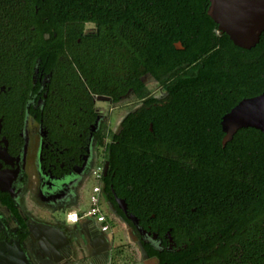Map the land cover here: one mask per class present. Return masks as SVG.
I'll use <instances>...</instances> for the list:
<instances>
[{
  "label": "flooded vegetation",
  "instance_id": "1",
  "mask_svg": "<svg viewBox=\"0 0 264 264\" xmlns=\"http://www.w3.org/2000/svg\"><path fill=\"white\" fill-rule=\"evenodd\" d=\"M122 16L114 0H0V264H113L115 247L94 219L69 225L47 217L81 211L92 188L90 206L96 186L102 210L142 261L264 264V177L244 171L240 152L226 153V171L198 182L192 158L175 155L172 198L157 189L153 158L118 156L127 152L116 139L126 117L179 111L181 85L127 51ZM195 75L194 107L212 87ZM164 210L171 223L148 214ZM50 225L66 238L50 243Z\"/></svg>",
  "mask_w": 264,
  "mask_h": 264
},
{
  "label": "trees",
  "instance_id": "2",
  "mask_svg": "<svg viewBox=\"0 0 264 264\" xmlns=\"http://www.w3.org/2000/svg\"><path fill=\"white\" fill-rule=\"evenodd\" d=\"M209 6L210 0H114V11L125 14L122 20L127 18V51L136 52L133 58L137 61L151 60L158 67V76H178L181 82L179 111L133 113L126 117L124 130L116 137L127 152L129 146L143 150L118 156L143 158L145 162L154 159L152 171L160 174L157 189L167 192L169 198L175 155L184 163L192 158L191 171L196 182L198 176L204 177L209 171H226L224 156L233 150L242 154L244 171L258 172L264 177L263 133L253 128L241 129L224 150L221 125L222 118L242 100L264 92V33L255 48H239L226 34H218V25L208 15ZM178 43L183 51L177 49ZM184 69L187 72H182ZM194 75L200 81L210 77L206 85L212 86L208 95L204 88V99L195 107L188 96V78ZM219 78H223L221 82ZM239 89L242 93L236 96ZM151 124L154 133L149 130ZM133 141L146 143L139 145ZM148 214L171 223V210ZM153 230L158 232L157 228ZM147 254L157 255L149 249Z\"/></svg>",
  "mask_w": 264,
  "mask_h": 264
},
{
  "label": "water",
  "instance_id": "3",
  "mask_svg": "<svg viewBox=\"0 0 264 264\" xmlns=\"http://www.w3.org/2000/svg\"><path fill=\"white\" fill-rule=\"evenodd\" d=\"M208 15L218 25L219 32L226 34L235 46L251 50L260 43L264 33V0H210ZM176 46L180 50L183 49L181 43ZM241 109L246 110L249 116L232 124L231 127H226L229 118ZM221 125L225 134L224 146L232 141L241 129L253 128L264 135V92L259 96L242 100L222 118ZM46 227L48 231L45 236L50 243L53 244L59 237L66 238L63 229L51 225ZM108 239L107 236L102 237L106 242Z\"/></svg>",
  "mask_w": 264,
  "mask_h": 264
},
{
  "label": "rangeland",
  "instance_id": "4",
  "mask_svg": "<svg viewBox=\"0 0 264 264\" xmlns=\"http://www.w3.org/2000/svg\"><path fill=\"white\" fill-rule=\"evenodd\" d=\"M123 112L124 111H120L121 114ZM91 189L92 188H89L87 190L88 193L86 192L84 196L85 204L79 208L82 212L89 209V191H91ZM47 217L52 221H66V213L62 211H57L54 214L48 215ZM108 219L111 225V231L108 233V237L115 247L113 264H153V262L150 261H142V257L140 256L137 246L132 242V240H129L128 235L126 240L125 232L121 225L112 218Z\"/></svg>",
  "mask_w": 264,
  "mask_h": 264
},
{
  "label": "built area",
  "instance_id": "5",
  "mask_svg": "<svg viewBox=\"0 0 264 264\" xmlns=\"http://www.w3.org/2000/svg\"><path fill=\"white\" fill-rule=\"evenodd\" d=\"M100 177V171L99 175L97 174V178ZM100 187L96 186L92 190V194L90 197V206L87 211H77V210H70L66 212V223L69 225H75L78 224L81 221H84L86 219H94L95 223L99 226L101 232L108 234L111 231V225L109 223V219L107 215L104 213V211L101 208L100 204Z\"/></svg>",
  "mask_w": 264,
  "mask_h": 264
},
{
  "label": "snow or ice",
  "instance_id": "6",
  "mask_svg": "<svg viewBox=\"0 0 264 264\" xmlns=\"http://www.w3.org/2000/svg\"><path fill=\"white\" fill-rule=\"evenodd\" d=\"M249 116V113L241 109L239 112L235 113L232 117L229 118V120L226 122V127H231L232 124L238 122L239 120L245 119Z\"/></svg>",
  "mask_w": 264,
  "mask_h": 264
}]
</instances>
